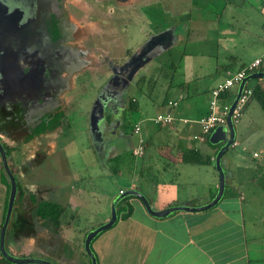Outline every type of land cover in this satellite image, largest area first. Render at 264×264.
Wrapping results in <instances>:
<instances>
[{"label":"rangeland","instance_id":"rangeland-1","mask_svg":"<svg viewBox=\"0 0 264 264\" xmlns=\"http://www.w3.org/2000/svg\"><path fill=\"white\" fill-rule=\"evenodd\" d=\"M224 4L225 0H129L120 3L117 0H81L73 6H69V15L86 30L82 43L85 46L84 49H90L85 53L92 62L86 63V66L85 64L75 66L72 64L73 62L70 63L72 65V67L68 65L70 71L63 74L64 80L60 83L61 87L57 88L56 103L58 107L55 111L61 110L65 114L61 124L65 134L62 132L44 134L27 144L23 139L26 134L30 133V128L37 123L39 124L41 114L32 116L25 112V116H12L10 131L3 136L10 147L16 145L19 147L18 149L13 148V167L16 170L17 180L25 192L31 191L37 197L33 204L29 203L26 207L23 204L19 208L24 210L30 219L36 206L42 201L55 202L64 208L59 225L40 217L33 218L35 237H28L30 243H21L22 248L19 247L17 250L19 254H25L30 258L46 259L59 264V254L55 258L51 250L57 253L62 250L63 256H66L69 262L67 264H90L91 258L85 251L86 235L109 221L114 199L121 194V188L123 192L131 189L129 187L132 186L130 179L139 176L140 173L137 170L139 172L142 170L140 167L144 163V157H146L145 160L151 162L164 161L159 150L166 140L153 139L154 137L146 142L147 150L146 154L143 155L144 157L135 158L132 156L133 154H131L129 145L124 138H118L115 142L117 153L121 154L120 160L117 162L113 161L105 151L97 150L91 133L90 115L102 87L108 82L112 74L111 67L106 60L105 64L97 65L98 60H100L99 57L106 56L113 63L126 61L150 37L159 32L174 26L177 30L170 29V34L172 36L175 32L174 41H176V31L187 35L189 30L192 33L193 30L200 29V25H202L204 30L202 33L198 31L195 33L196 35L182 36V39L180 38L175 42L174 47L163 50L142 67L136 74V81L132 80L133 83L128 90V95L137 100L135 103L137 110L130 112V118L128 116L130 129L132 130L136 124H140L141 135L143 136V129L151 128L149 125L151 124L154 125L156 131L160 130L167 133V141L171 142L170 144H176L177 140L172 141L173 137H171L176 135L175 130L171 132L174 127L171 126L172 124L161 128L150 119L157 117L159 113L167 112L168 108L166 107L168 106L163 103L167 97V84L171 80L177 81L182 75L180 63L185 54L197 52L202 55L196 59L195 73L198 77L190 81L193 85L202 84L200 90L201 88H210L219 78L218 74L212 77L209 75L217 63L219 65H225L226 62L230 63L229 59H225L227 53L220 48L221 45L216 35L219 22L211 25L195 22L197 7L202 6L205 12L214 14L220 11ZM187 12L191 13L189 22L185 21L183 17L184 13L187 14ZM210 18L215 21L214 16ZM221 20L222 23L226 21L224 18ZM182 30H184L183 33ZM71 35V31L65 32L69 41L66 47L78 51L77 44L74 41L70 43ZM246 35L244 33L243 36L245 37L240 38L237 50L242 53L247 51V56L254 58L257 53L256 50H248L244 45V43L254 41H251L250 34L249 36ZM76 53L72 57L73 61L82 62L85 56L82 57L79 52ZM260 54L262 53L258 55ZM240 66L241 63L230 65L235 69ZM219 73L221 76L224 75V71ZM255 82V79L250 80L248 85L251 86ZM233 90L235 92L236 87ZM198 95L203 99V94L198 93ZM249 106L248 109L246 106L242 112L244 115L241 116V121L239 120L241 123H236L235 126L241 130L242 126L249 123L248 127L244 126L240 141L243 145L246 144L244 143L246 140L251 142V147L248 145L250 147L249 154L246 152V156L251 158L254 151L261 152L264 145V140H261L264 137V112L257 100H253V97ZM123 110L124 105L118 106L120 117ZM246 110L248 111L245 112ZM260 115L263 118H260ZM18 120L20 124H18ZM258 125L261 134H258ZM127 135L130 136V133L128 132ZM132 138L136 141L137 135L132 134ZM49 140L54 143H49L50 145L43 148V145ZM237 148L241 153L243 146ZM18 155L22 157L19 158ZM33 155L38 156L37 162H40V167L36 173L30 167L34 163L32 160L23 163ZM226 158L227 156H224L223 161ZM261 159H264V153L261 154L259 160ZM212 165L215 167V160ZM132 167H135L136 173L133 172L134 175ZM212 171L215 173L214 168ZM148 175L157 176L156 168L150 169ZM9 185V179L0 160V194ZM69 203L75 207H71L72 204L69 205ZM252 220L253 218L248 222V226H252L254 222ZM258 224L261 228V235H264V222L261 221ZM65 235H67L66 244L61 243L63 238L59 237ZM55 239L58 243H50ZM33 241L35 243H32ZM55 245L56 249H54ZM92 248L94 251V242Z\"/></svg>","mask_w":264,"mask_h":264},{"label":"crops","instance_id":"crops-1","mask_svg":"<svg viewBox=\"0 0 264 264\" xmlns=\"http://www.w3.org/2000/svg\"><path fill=\"white\" fill-rule=\"evenodd\" d=\"M196 10L197 24L211 25L219 22L215 34L221 45L220 48L227 53L225 59H229L230 63L226 62L225 65L217 63L209 75L212 77L218 74L219 78L210 88L200 90L202 84L193 85L190 81L198 77L195 73V65L201 53L185 54L180 63L182 75L177 81L171 80L167 84V97L163 102L168 106L169 101H177V106H168L167 112L159 113V115L170 113L175 117L176 121L171 125L174 126L171 132L175 130L176 135L171 137H173L172 141L176 139L177 143L170 144L171 142L167 141V133L156 131L154 125L149 124L151 128L143 129L144 154L149 139L154 137L153 139L166 140L161 146L162 151L159 150L164 161L151 162L145 160L146 157L143 156L144 163L140 167L142 170L140 172L137 170L140 173L138 177L130 179L132 186L129 187L144 194L154 211H163L176 206L201 207L214 199L219 188V177L212 162L221 145L210 144V135L204 140L195 139V136L201 135L202 131L199 122L209 113L211 92L219 83L257 59L263 60L258 71L264 72V0H225L224 6L220 11L215 12V15L205 12L202 6L197 7ZM190 15V12L184 13V20L189 22ZM211 16L215 17V21L210 18ZM222 18L226 20L223 23ZM200 26V29L193 30L192 33L189 30L187 35L176 31L175 40L182 39V36L196 35L198 31L202 33L204 30L202 25ZM172 28L177 30L174 26L169 30ZM174 33L170 38V45L165 50L176 45ZM244 33L247 34L246 36L250 34L251 41H254L244 43L248 50H256L254 58L247 56V51L242 53L237 50L240 38L245 37ZM202 38L204 40V37ZM259 53L262 54L258 55ZM234 63H241V66L237 69L230 67ZM220 71H224L223 76ZM135 78L136 75L134 77L136 81ZM246 85L250 88L258 85L264 88V79H256L253 85L249 86L248 82ZM235 87L231 89L229 95L220 99V105L234 101L239 85ZM198 93L204 95L203 99ZM180 97L182 98L177 99ZM135 102L137 103V100ZM249 107L248 104L246 108ZM155 118L150 120L154 123ZM240 121L237 124L241 123ZM62 122L63 120L61 124ZM158 125L161 128L169 126ZM244 126L248 127L249 123ZM244 126L241 130L235 126L236 144L224 154L225 157L227 156L224 161V156L222 158L226 187L218 205L206 211H178L167 217L157 218L152 216L142 201L134 196L123 205L124 211L131 209V215L127 219H119L111 229L103 232L94 241L98 264H264V235H261L258 224L264 222V159L259 160L264 153V145L261 152L254 151L253 157L246 156V152L249 154L251 142L246 140L244 141L246 144L243 145L240 141ZM62 127L60 125L54 132L65 134ZM257 129L259 134L261 131L259 125ZM261 140H264V137ZM127 141L129 148H132L138 142V135L136 141L132 137ZM241 146L243 149L240 153L237 147ZM129 150L132 154V150ZM105 153L109 154L113 161L121 157L115 145ZM192 153L196 156L202 155V158L209 162L183 161L186 156H192ZM154 167L157 176L148 175L149 170ZM132 168V173H136L135 167ZM73 206L75 207L72 204L71 207ZM251 218L254 222L252 226H248Z\"/></svg>","mask_w":264,"mask_h":264},{"label":"flooded vegetation","instance_id":"flooded-vegetation-1","mask_svg":"<svg viewBox=\"0 0 264 264\" xmlns=\"http://www.w3.org/2000/svg\"><path fill=\"white\" fill-rule=\"evenodd\" d=\"M80 1L0 0V143L6 151L11 172L17 181V195L6 227L4 225L11 187L5 188L4 192L0 194V264H12L4 256L3 249L9 255L19 258H30L25 256V254H19L17 250L19 247L22 248L21 243H30L28 242L30 241L29 236L35 237L36 231L34 230L33 218H39L34 213L32 216L30 215V219L24 213V210L19 208L23 204L25 207L29 203L33 204V201H36L37 197L31 191V193L25 192L21 187V183L17 180L15 175L16 170L13 167V148L18 149L19 147L18 145L10 147L3 139V136L10 131L9 127L12 125L10 122L12 116H25V112H27L32 116L41 114L39 116V123L46 120L50 121L54 112H56L55 109L58 107L56 103L57 88L61 87L60 83L64 80L63 74L70 71L69 67H72L70 63L73 62L72 64L75 66L84 64L86 66V63L92 62L87 57V53H85V51H89L90 49H84L85 46L82 43L86 30L68 12L69 6H73L76 2ZM117 1L120 3L129 0ZM68 30L72 34L70 36V43L74 41L78 46V51L66 47L69 41L65 36V32ZM75 51L79 52V55L82 57L85 56L82 62L73 61L72 57L77 54ZM99 58V63L94 61L98 63L97 65L105 64L106 61L109 63V66L113 63L106 56H100ZM125 62L116 63L121 65ZM112 77L113 74H111L108 82ZM108 82L104 84L101 92ZM124 83L123 78H114L109 86L110 93L119 94L116 97L114 96V101L111 102V107L107 110L105 122L101 124V137L97 143V148L101 152L110 150L114 145L116 147L115 142L118 138H124L127 141L134 134V128L131 130L128 124L130 112L126 110V100L131 84L125 87ZM121 105H124V110L121 112L120 117L118 115V106ZM18 124H20L19 120ZM37 124L30 128V133L25 135L23 140L27 144L33 140L35 141L41 135L49 134L56 130L49 129L45 133L27 140ZM128 132L130 136L127 135ZM49 143L54 142L49 140L45 145L42 144L43 148L50 145ZM130 149L132 150V148ZM18 157L21 158L22 156L18 155ZM37 157L33 155L23 162L26 163L27 160H32L34 163L30 167L34 169L35 173L40 167ZM0 160L4 170L1 155ZM66 236H59L63 238L61 239V243L66 244ZM32 243L35 242L33 241ZM50 243H58V241L55 239V241ZM55 247L56 245L54 249H56ZM51 251L55 255V258L59 254V264L69 263L67 257L63 256L62 250L60 253L54 250ZM54 264L57 263L55 262Z\"/></svg>","mask_w":264,"mask_h":264},{"label":"water","instance_id":"water-1","mask_svg":"<svg viewBox=\"0 0 264 264\" xmlns=\"http://www.w3.org/2000/svg\"><path fill=\"white\" fill-rule=\"evenodd\" d=\"M170 30L159 32L152 37L148 41H146L142 46H140L135 53L126 60L123 64L111 63V71L113 74L112 79L108 82L107 86L102 90L101 94L96 99L93 109L90 115V127L91 133L97 148V143L100 141L101 137V124L105 122L107 110L110 109L111 102L114 101V98L119 93H110L109 86L114 78H123L125 83V87L129 86L132 83L135 75L138 71L144 67L147 63L152 61L158 54H160L163 50H165L170 45ZM253 79H264V72L257 71L253 74L248 75L239 85L237 95L232 102L229 113H228V124L227 126H218L209 136V143L212 145H221L220 149L217 152L215 158V168L219 175V188L214 199L201 207H190V206H176L169 207L163 211H154L148 201V199L138 190L130 189L121 193L117 196L112 203V213L109 221L100 225L96 229L92 230L86 235L85 238V251L91 258V264H98L96 253H94L92 248V243L94 240L103 232L111 229L118 222V203L129 196H135L142 201L147 211L154 217L163 218L167 217L170 214L178 211H186V212H201L209 210L220 203L222 200L225 187H226V175L222 164V158L224 154L235 144L236 138V130L235 124L233 121V112L238 104V101L242 95L244 87L247 82ZM115 96V97H114ZM98 150V148H97ZM0 155L2 158V164L4 170L10 181V194H9V204L7 209V215L5 220V227L7 226L10 216L12 214L13 206L15 203L16 195H17V181L13 176L10 165L8 162V157L6 151L2 144L0 143ZM4 256L11 262L12 264H54L44 259H35V258H19L12 255H9L3 249Z\"/></svg>","mask_w":264,"mask_h":264},{"label":"built area","instance_id":"built-area-1","mask_svg":"<svg viewBox=\"0 0 264 264\" xmlns=\"http://www.w3.org/2000/svg\"><path fill=\"white\" fill-rule=\"evenodd\" d=\"M262 59H257L249 66L245 67L236 74H233L230 78L224 82L219 83L211 92L212 101L210 102L209 113L200 120L201 135L195 136V139L204 140L206 136H209L218 126H227L228 113L232 103L220 105L221 95L229 93L236 85H240L241 82L250 74L258 71V67L262 64ZM253 97V89L247 85L244 87L242 95L238 101V104L233 112L234 123L239 122L244 108L249 104ZM168 106H177V101H169ZM154 123L160 125H171L176 121L175 117L170 113L165 115H158L154 120ZM186 122V121H185ZM140 124L135 125L134 133L138 135V142L132 147V154L134 157H142L145 151V140L141 135ZM257 154H255V157ZM123 193V191H121Z\"/></svg>","mask_w":264,"mask_h":264},{"label":"trees","instance_id":"trees-1","mask_svg":"<svg viewBox=\"0 0 264 264\" xmlns=\"http://www.w3.org/2000/svg\"><path fill=\"white\" fill-rule=\"evenodd\" d=\"M257 80H259V79H257ZM252 89H253V98L255 100H257V102L259 103L260 107L262 108V110L264 112V88H262V87H260L258 85V86L253 87ZM227 95H229V93L222 94L221 98H224ZM135 103L136 102H135L134 98L130 97L128 95L127 100H126V110L128 112H131V113L133 111L137 110V107L135 106ZM64 116H65V114H64L63 111L57 110L53 114V116H52L50 121L46 120V121L40 122L32 130V132L28 136L27 140H29V139H31V138H33L35 136H38L40 134H43L49 129L50 130L57 129L61 125V121L63 120ZM119 160H120V157H117L115 159V162H117ZM183 161H185V162H196V163H208L209 162V160L203 159L202 155L197 154V156H196V155H194V153H192V156H190V157L186 156L183 159ZM8 191H9V189H8ZM133 197L134 196L126 197V198L122 199L118 203V205H117L118 216H119L118 220L119 219H127L131 215V213H132L131 209L129 208L128 210L124 211V206L123 205L128 199L133 198ZM63 212H64V208L61 205L56 204L54 202H46V201H44V202H41L40 204H38V206L35 209L34 213H35L36 216L40 217L43 220H46L48 222H52L55 225H59L60 224V219H61V216H62ZM90 264H91V262H90Z\"/></svg>","mask_w":264,"mask_h":264}]
</instances>
